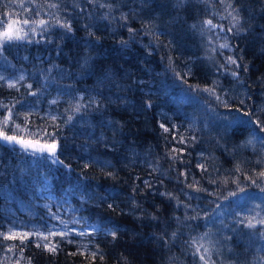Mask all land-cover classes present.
<instances>
[{
    "label": "trees",
    "instance_id": "1",
    "mask_svg": "<svg viewBox=\"0 0 264 264\" xmlns=\"http://www.w3.org/2000/svg\"><path fill=\"white\" fill-rule=\"evenodd\" d=\"M10 19L26 38L0 50L4 131L58 147L0 140V264H203L198 245L260 264L264 225L215 218L264 194L245 179L264 171V0H0Z\"/></svg>",
    "mask_w": 264,
    "mask_h": 264
},
{
    "label": "snow or ice",
    "instance_id": "2",
    "mask_svg": "<svg viewBox=\"0 0 264 264\" xmlns=\"http://www.w3.org/2000/svg\"><path fill=\"white\" fill-rule=\"evenodd\" d=\"M91 2V0H90ZM51 7H56L55 4L53 5H50ZM229 7H231V5H229ZM233 11H235V9H233ZM229 15L232 16V20H233V27H236L238 24H239V17L238 15H232V12H229ZM29 21L28 20H24L23 21V24H28ZM40 25H45L46 22L44 20H40L38 22ZM57 24H59L61 27L67 29L68 32H71L72 31V28H71V25L68 24V23H61L59 20H57L56 22ZM207 26L211 27V28H215L217 27V25H214L212 24V21L211 20H206L204 22ZM20 25V21L19 20H12L10 19L6 24H0V27H3V30L0 31V50H2L6 45L10 44L12 41H16V40H22V39H25L26 38V34H23V29L21 27H19ZM130 31H132L130 29ZM228 31H232V28H229ZM221 48H227L229 47V45L227 43H224V44H221L220 45ZM228 63L230 64H237V61L235 59H233L232 57H228ZM237 67H239V65L237 64ZM233 76H237V73L236 72H233L232 73ZM4 79L3 76H0V80ZM24 79V76L21 75L19 77V80H23ZM8 85L9 87H15L16 86V81L14 80H9L8 81ZM29 87H31V85H29ZM196 89H198V86H196ZM203 91H207L209 92L210 94L213 93V89H210V88H205L203 89ZM33 95H35V93H32ZM220 98L217 97V100H219ZM225 105V107H228V104L226 101H222ZM53 103H55V101H53ZM244 101H241V104H243ZM0 107H4L3 105H0ZM80 108H81V105L77 104L76 108H75V111L76 112H79L80 111ZM237 112H240L241 110L240 109H237L236 110ZM245 116L247 117H251L252 113L250 112H244L243 113ZM72 117H69V120H71ZM12 120V109L9 108L8 109V113L6 115H4L3 119L0 120V140L2 141H5L7 142L8 144H13V143H18L20 144L22 147L24 148H27V147H30L32 146L31 144V141H25V140H18L16 136L14 135H7L4 131V129L9 125V123L11 122ZM250 122L256 127L259 129L260 132H264V122H261L259 118L255 119V120H250ZM161 128L164 129L165 132L169 131L168 128H166L163 124L160 125ZM17 127H19V125H17ZM183 138H181V143H183ZM247 144H251L252 143V140L249 139L247 142ZM57 147L58 145L56 143H51V144H47V145H42L40 147V150L41 151H47L48 155L55 158V155H56V150H57ZM176 150L173 149V152H175ZM107 166V165H106ZM199 167L201 168H204V165H198ZM85 167H88L87 164H85ZM236 171H241L240 169V166L237 165L236 166ZM108 175H111V173H107ZM245 179H248V180H251V182L253 184H257L258 181L260 180H264V171H260L256 174V178H252V177H249V176H246ZM145 185L146 186H149V182L148 181H144ZM212 183H215V181H212ZM192 187H194V185H192ZM197 190H201V189H197ZM262 192H264V187H262L260 189ZM240 191H243V189H240ZM167 195H171L170 193L167 194ZM231 195H235L234 193H232ZM109 207H112V205H109ZM58 219V217H55ZM247 220V223L245 224L244 223V220H239L237 221L238 223L240 224H244L245 227L247 228H251V229H254L256 228L257 224L259 225H264V219H259L257 220L255 217H246L245 218ZM61 224H64L65 222L63 220L60 221ZM65 227L67 228V225H65ZM93 227V230H97L96 229V226H92ZM68 231H75V229H69ZM38 235L41 236L42 239H44L45 241L47 240V237L44 236L43 233H37ZM50 235H56L57 233L56 232H50L49 233ZM59 235L61 236H65L68 234L67 231L65 232H60L58 233ZM80 235H84L85 233L84 232H80L79 233ZM18 234H15L13 233L12 235H8V234H5V238H9V239H14L16 238ZM28 234L25 233L24 236H27ZM110 235L113 237V239L116 238V235H117V232L114 230V231H111L110 232ZM207 235V234H205ZM253 236H255V233L252 234ZM173 236H175V233H173ZM23 236L20 237L21 240H23ZM259 238H264V232H262L260 234V237ZM70 243L72 241H69ZM195 243V241H193ZM37 247H40L39 244H37ZM43 247L45 249H47L48 251H56V246L55 245H51L49 243H44ZM201 248H203V253L204 254H201L200 255V260L203 262V264H210V260H211V253H210V248L209 247H206L204 245H198L196 247V252L197 253H200L201 251ZM22 251V249H21ZM261 251H264V248L261 249ZM206 256L208 257L206 259ZM95 258V254H93V259ZM101 259H103V257H101ZM260 264H264V257H261L260 258Z\"/></svg>",
    "mask_w": 264,
    "mask_h": 264
},
{
    "label": "rangeland",
    "instance_id": "3",
    "mask_svg": "<svg viewBox=\"0 0 264 264\" xmlns=\"http://www.w3.org/2000/svg\"><path fill=\"white\" fill-rule=\"evenodd\" d=\"M23 140V139H18ZM27 141V140H25ZM18 144V143H16ZM32 146L35 147V149H39L43 144L35 143L31 141ZM20 145V144H19ZM21 146V145H20ZM24 148V147H23ZM261 193L258 192H243L239 195H237L229 205H226L224 209L221 210L222 215H218L215 220L217 222L221 221H239L244 220V223H247L246 217H255L257 220L264 219L263 217V200L261 199ZM264 199V198H263ZM258 226V224H257ZM216 226H211L210 231L208 233L214 234ZM256 237L258 238V235L256 234ZM214 235L208 237V241L212 242Z\"/></svg>",
    "mask_w": 264,
    "mask_h": 264
}]
</instances>
